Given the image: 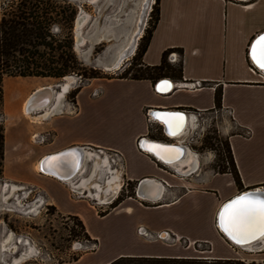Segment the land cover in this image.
<instances>
[{
    "label": "crops",
    "instance_id": "0c3cea01",
    "mask_svg": "<svg viewBox=\"0 0 264 264\" xmlns=\"http://www.w3.org/2000/svg\"><path fill=\"white\" fill-rule=\"evenodd\" d=\"M158 10V21L141 65L158 66L163 53L168 54L166 62L173 65L169 54L181 50V74H166L156 79H93L79 89L73 108L65 102L58 112L50 113L39 122L31 119L28 122L21 106L27 95L43 85L38 86L36 80L25 77L23 87L15 91L8 88L6 92V85L14 82L3 80L2 104L6 107L10 103L15 114L13 124L7 129L3 127V182L18 189L21 185L40 192L45 203L57 213L81 221L91 238L100 235L90 233L88 218L97 221L115 218L108 233L116 242L107 251L98 243L95 252L82 254L71 264H109L121 257L188 259L193 256L191 251L195 252L193 246L200 243L208 248L209 259L235 258L240 252L233 248L235 244L228 245L218 230L217 212L238 193L264 186V71L249 57L255 37L264 33V0H159ZM122 68L123 65L119 70ZM183 81L200 83V86L186 89L174 85ZM168 83L173 85L170 91H159L161 85ZM94 90L99 94L92 97ZM219 110L230 111L226 116L231 125L225 124L223 128L220 125L218 132L231 151L238 184L229 172L219 173L207 167L210 154L199 156L192 149L191 139L183 134L186 127L183 135L168 139L156 133L158 124L149 116V111L183 112L191 126V112L203 114ZM12 127L13 140L8 135ZM246 131L248 135L244 134ZM39 134L49 138L43 144L38 143ZM141 138L186 146L199 156H194L195 167L183 174L186 166L178 172L163 165L138 148ZM71 147L84 148V163L92 162L87 179L82 176L84 163L82 170L65 182L39 171L38 162L45 156ZM113 153L120 156L122 170L113 166L114 159L110 156ZM106 159L116 173L109 171ZM101 161L106 164L103 167L108 177H117L119 186L121 181L134 183L137 191L142 181L153 182L158 194L156 200L139 198L135 191V198L121 200L107 214L96 216L88 203L92 200L100 204L105 198L87 196L85 188L90 186L97 191L98 185L89 179L100 170ZM65 177L59 173V178ZM149 186L145 187L147 197H151L147 194ZM71 193L81 195L80 199H71ZM140 230H145L149 239L140 237ZM183 239L185 246L180 244ZM4 247L3 244L4 252L0 255L9 249ZM254 247L260 249L256 251L258 255L264 256V241ZM10 260L4 264H10Z\"/></svg>",
    "mask_w": 264,
    "mask_h": 264
},
{
    "label": "rangeland",
    "instance_id": "374dc122",
    "mask_svg": "<svg viewBox=\"0 0 264 264\" xmlns=\"http://www.w3.org/2000/svg\"><path fill=\"white\" fill-rule=\"evenodd\" d=\"M143 1L97 0L95 3H90L86 0H49V2L47 0H0V29L7 26V24L3 26V21L8 23L9 20L17 15L27 17L30 12L37 13L39 20L46 27L50 36L46 38V41L51 44V49L50 47H37V52L42 56V59L36 55L34 56L35 60L58 68L67 57L73 55L78 64L77 69H70L63 77H30L37 81L38 86L51 87L56 93H59L61 86L67 83L66 78L70 79L58 104L55 107L49 108V110L47 109L45 112L35 114L36 117L40 116L38 117V122L42 121L50 113L58 112L65 105V102L69 103L70 106H74L76 104L75 96L77 94L75 92L87 86L93 79L121 77L125 74L123 72L124 70L127 71L126 77L142 73L145 74L144 68L138 65L137 58H133L137 49L131 59L123 64L121 70L113 72L105 69V67L112 63L117 50L127 43L129 35H132V32L135 30ZM153 9L154 5H150L142 37L152 27V18H154ZM80 14L83 20L77 25L76 20ZM30 19L28 18L25 21H30ZM19 21H22V19H19ZM77 36L80 38L78 43L76 40ZM141 38L138 41L137 48L142 43ZM26 48L29 51L32 50L30 47L26 46ZM171 52H175L177 56L179 55L181 57V52ZM167 56L168 54L165 56V62L167 61ZM22 58L23 56L13 53V58H9L8 60L9 65L14 67V63L10 61L11 59L16 62L15 69L19 70L17 67H22L19 62ZM31 58L33 59V57ZM4 61L5 59L1 58L0 69L2 71L4 70ZM179 63L180 59L175 64L169 65L177 70L179 69ZM12 67L10 68L11 70H13ZM163 71L165 74H172L165 70ZM174 72L175 74L177 73V71ZM3 80L14 82L6 85V92L8 88H10V91H15V89H20L25 85L23 77L1 75L0 96L2 94V98L4 94ZM30 90L32 88L27 89L25 94ZM14 115L12 105L9 103L5 107L2 104V99H0V129H3V127L7 129L9 125H12ZM26 120L30 122V119ZM230 122V118L226 116L225 112L223 113L220 110L205 112L201 114L195 126L190 127L187 125V129L184 132V135L191 139V147L193 150L201 156L210 154L211 161L207 167L212 168V170L218 171L228 167L227 141L223 136L221 137L219 135L218 131L220 125L222 128L225 124L230 126ZM152 126L151 129L153 128L152 130H154L155 125ZM156 127V133H160L163 136L164 134L158 128L159 126L156 125ZM8 135L12 140L15 138L13 127L8 130ZM164 137L166 138L165 135ZM37 138L39 139L37 142L43 144L49 137L46 134H39ZM191 153L196 158L199 157L193 151ZM97 161L99 162L100 159ZM110 164L107 161L109 171L116 173L112 170L113 167ZM103 166H106V164L104 165V162L101 161L100 170L96 171L95 175L89 179L91 183L98 185L97 191L89 186V188H85L87 190V196H97V198L107 197L108 193L105 192V184L109 173L105 171V167ZM91 168L92 162L86 161L82 175L84 178H88ZM2 177L3 173L0 171V253L4 252L1 250L3 244L9 249L3 255H0V264L7 263L12 257L18 254L21 255L23 252L29 250H32V254L21 259L17 264H71L74 261L73 259H77L82 254L95 252L98 243H101L102 249L107 251L110 244L116 242V239L112 238L108 233V230L111 229L112 223L114 222V216L98 221L94 218H88L90 233L99 234L100 237L91 238L87 234L88 237L86 238L78 227L77 220L72 218V216L57 213L55 208L45 203L42 199L43 195L40 192L29 187H22L21 185H19V189L12 185H7L8 183L5 184ZM114 187H118V189L109 203L114 198L112 203L117 205L121 200L136 197V184L134 183L128 184L121 181L120 186L118 183ZM88 189H90L92 195H89L91 193L88 192ZM94 193L97 194L94 195ZM80 196L73 193L70 195L73 200H79ZM85 200L89 199L86 198ZM112 203L102 204L100 207L96 206L95 202L90 200L88 204L93 208L91 212L100 217L113 209L111 208ZM85 209L89 210L90 208L86 207ZM5 233L6 236L4 237ZM184 242L185 240L183 239L180 244L185 246ZM233 248L238 249L240 252L239 256L229 259L237 260L241 264H264V256L256 253V251L260 250L257 247L252 246L251 249ZM192 250H195V252L191 251V255L193 256L188 259L217 260L209 259L210 255L206 254L208 248L203 246V244L199 246L197 244L194 245Z\"/></svg>",
    "mask_w": 264,
    "mask_h": 264
},
{
    "label": "trees",
    "instance_id": "16d2710c",
    "mask_svg": "<svg viewBox=\"0 0 264 264\" xmlns=\"http://www.w3.org/2000/svg\"><path fill=\"white\" fill-rule=\"evenodd\" d=\"M49 2V0H47ZM158 2L159 0H155L154 2V9L152 12L154 13V18H152V27L150 30L146 32V35H144L141 38V44H139V47L137 48L136 54L133 56V58H137V61L139 62L138 65L142 68H144L145 74H137L133 75L131 77H126L127 71L124 70L125 74L121 76V78H132V79H156L158 77H164L166 74L163 70L172 73V75L181 74V64L179 65V69L175 70L173 69L169 64L165 62V56L166 53H163L161 63L158 66L153 67H147L141 65V58L143 53L146 50L147 44L149 42V39L151 37V33L154 29L155 24L158 21ZM28 18H31L30 21H25ZM19 19H22V21H19ZM25 22H24V21ZM71 20V19H70ZM45 21V20H44ZM3 26L7 24L6 27H2L0 29V62L1 58H4V70L0 69V74L11 76V77H63L68 73L70 69H77V61L73 55H70V57H67L63 64H61L58 68L57 67H51L47 64H44L43 62H39L38 60L34 59V56H39L40 59H42V56L38 54L37 47H43L51 49V44L46 41V38L50 37L49 33L46 29V27L43 25V22L39 20V17L37 13L30 12L27 17H22V15H17L13 19L9 20L8 23L6 21H3ZM30 47L32 50L29 51V49L26 48ZM69 48V46H68ZM170 51V50H169ZM181 52V50H179ZM13 53H17L19 56H23L22 59L19 60L22 67L18 66L17 68L19 70H16V62L10 61L14 63V67L9 65V58H13ZM33 57V59L31 57ZM132 58V59H133ZM13 68L11 70L10 68ZM174 71H177L175 74ZM0 75V77H1ZM78 92V91H77ZM75 92V94L77 93ZM0 99H2V94L0 96ZM218 106V105H217ZM3 129H0V171L2 170V151H3ZM227 152H228V167L223 168L221 170H218L219 173H230L233 176V179L238 184L239 179L237 177V173L235 172V164L233 161V157L231 155V151L229 149V146L227 144ZM111 208H114L116 205L114 203L111 204ZM103 216V215H102ZM75 220H77L78 227L81 229L82 233L88 237L86 230L76 217H72ZM74 261L77 259H73ZM241 264V262L237 260L232 259H224V260H200V259H168V258H117L113 261H111L109 264Z\"/></svg>",
    "mask_w": 264,
    "mask_h": 264
},
{
    "label": "bare ground",
    "instance_id": "6f19581e",
    "mask_svg": "<svg viewBox=\"0 0 264 264\" xmlns=\"http://www.w3.org/2000/svg\"><path fill=\"white\" fill-rule=\"evenodd\" d=\"M90 3H95L97 0H86ZM145 2V0L143 1V3ZM142 3V4H143ZM151 5H152V0H151ZM140 14V13H139ZM138 14V16H139ZM78 22H77V25H79L80 21H82L83 19L81 18V14L78 16ZM139 19V18H138ZM139 21V20H138ZM138 21L136 23V28L135 30L132 32V35L137 31V25H138ZM79 36H77V43L79 41ZM126 45V44H125ZM125 45H123L120 49H122L123 47H125ZM119 49V50H120ZM117 50V52L119 51ZM116 52V53H117ZM105 69L108 71L109 70V66L105 67ZM253 70V69H252ZM111 71V70H110ZM114 71V70H112ZM66 82L65 84H63V86H61V91L59 93H56L53 91V89L51 87H38L33 93H30L23 101L22 103V106H21V111H22V114L27 118V119H31L32 122L38 120V117L35 116V114H37L38 112H45L47 109L49 110V108L51 107H55L58 102H59V99L60 97L62 96V93L66 90L67 86H68V83L70 81L69 78H66ZM167 86V88L165 89L164 87ZM170 90V85L169 83L167 85H161L159 87V91L161 92H166ZM34 114V115H33ZM35 116V117H34ZM155 122V121H154ZM161 128L162 126L163 127H166L164 123H159V121L156 122ZM187 119H186V115H182L181 114V120L179 121V126L180 130H173V134L172 135H167L166 138H169V139H174L175 137H180V135L184 132L185 130V127L187 129ZM186 131V130H185ZM184 134V133H183ZM182 134V135H183ZM170 144V143H169ZM153 145H158V144H153ZM152 144H149V143H144L142 144L143 148H145L146 150H148L151 146H153ZM174 145V144H173ZM162 146V145H161ZM165 147V146H163ZM167 149H170L171 151L168 153L167 157L164 158V159H161L159 158L157 155L155 154H150L152 156H156L157 159L161 160V163L162 161L165 162L166 164H168L169 166L173 167V168H176V170H178L179 172V169L180 167L182 166H186V171H189L190 168H191V165H195L193 163L194 161V154L191 153V151L189 150H186L185 148L184 149H181V150H177L175 147H165ZM180 148V147H179ZM149 151V150H148ZM151 153H153V151H149ZM82 155L80 158V161L78 162V157H77V153L76 152H71L69 153V158H70V161L72 162V164L74 166L77 167L76 169V173L75 175H77L81 170H82V167H83V163L85 161V154L83 152H81ZM198 156V155H197ZM73 157V158H72ZM155 158V157H154ZM181 158V159H180ZM160 162V161H159ZM164 165V163H162ZM37 168L39 169L40 172H42L41 170L45 168V173L46 174H53L55 176H58L59 177V173L66 175V177L63 179V180H67V181H70L71 179H68L69 176L66 174V169H67V165L66 166H60V165H53V164H48V163H43L41 162V160L38 162V166ZM184 173V172H183ZM50 175V176H51ZM63 178V177H61ZM60 178V179H61ZM107 187H106V190L105 192H108L110 189V192L108 193L107 197H105V199L103 200V202H101L102 204H106L107 202H109L112 197H114V195L116 194V191L117 189L113 188L116 184H117V177L115 176H110L107 178ZM146 185H150L149 186V189L147 191V194L150 195L151 197H147L145 195V189L147 188ZM146 187V188H145ZM155 184L153 182H150L149 180H144L142 181L141 185L138 187L137 189V197L139 198H145L148 200L149 198H151L152 200H156V195L157 192L155 191ZM9 188V187H7ZM158 188V187H157ZM248 190H253V191H264V186L262 187H259V188H253V189H248ZM244 191H247V190H244ZM243 191V192H244ZM97 193H95L94 195H96ZM110 195V197H108ZM239 195V193L237 194ZM144 196V197H143ZM97 197V196H96ZM3 200V199H2ZM221 207V206H220ZM220 209V208H219ZM219 211V210H218ZM218 213V212H217ZM216 219H217V215H216ZM260 226V227H259ZM258 227V228H257ZM260 222L258 221L257 222V226H256V229H254L253 231L249 232L246 234V237H249V235H251V237H253L254 235H256L257 233H259V231H264L262 230L264 227H262ZM261 228V229H260ZM218 230L220 231V229L218 228ZM223 232V231H222ZM221 233V232H220ZM222 234V233H221ZM223 236L225 237V239L227 240L228 244L231 245L232 244V241H234L233 239L229 238L227 235H225V232H223ZM229 239V240H228ZM242 240H240L241 242H245V241H249L248 238H241ZM232 240V241H230ZM262 241H264V235H262L257 241H255L254 244H250L248 246H237L235 245L236 247L238 248H241V249H247V248H250L252 246H255V245H261L262 244ZM235 242V241H234ZM6 248V247H4ZM3 251V250H2ZM32 254V250H29V251H25L23 252L19 258H14L12 259L11 263L10 264H17L21 259H24L26 257H28L29 255Z\"/></svg>",
    "mask_w": 264,
    "mask_h": 264
},
{
    "label": "water",
    "instance_id": "95a60500",
    "mask_svg": "<svg viewBox=\"0 0 264 264\" xmlns=\"http://www.w3.org/2000/svg\"><path fill=\"white\" fill-rule=\"evenodd\" d=\"M150 5H151V0H145V2L142 4L141 10H140V14H139V21H138V25H137V31L133 35H129V38L127 40V43H126L125 47L120 49L115 54L112 63L110 65H108L109 66V70L108 71H110V70L111 71L112 70L118 71L122 67L123 63L127 62V60L134 55V53H135V51L137 49L138 41L142 37L143 31H144L145 26H146V21H147V16H148V11L150 9ZM77 22H78V19L76 20V23ZM261 36H264V33H262V34L258 35L257 37H255V39H254V41L252 43V46L257 42V40ZM251 52H250V56L249 57H250L252 63L257 68H259L253 62L252 56H251ZM261 71H264V70H261ZM162 81H168V80H162ZM172 87H173V85L170 84V90H171ZM170 90H168V91H170ZM149 112H150L149 116L151 117V119H153L156 122L159 121V123H164L163 122V118H167V117H165V114H172V116H179L180 118H181V114L185 115V114H183V112H176V111L175 112L174 111H149ZM158 117H161V118L158 119ZM165 126L166 127L162 126V130H163V133H164V135L166 137H167V135L168 136L172 135L173 134V130H175V129L177 130L178 128H180L179 125H178V127L173 125V127L171 129L166 124H165ZM178 130H180V129H178ZM170 131H171V134H170ZM143 142L144 143H149V144H152V145L153 144H158V145H162V146H165V147H175L177 150H181V149H184V148L187 150L186 146H183V145L180 146V145H173V144H165V143H160V142H156V141L147 140L145 138L139 139L138 148L141 151H144V152H146L148 154H153V153H151L148 150H146L145 148H143V146H142ZM83 151L85 152L84 148L71 147V148L65 149V150H63V151H61V152H59L57 154L47 155L41 160V162L48 163V164L50 163V164H53V165H60V166H63V165L66 166L67 165V169H66L67 173L66 174L69 176L68 179H71L75 175L77 167L72 164V162L70 161V158H69L68 155L71 152H76L77 153V157H78V162H79L80 161L79 157H81V155H82L81 152H83ZM153 157H155V159H157L156 156H153ZM157 160L161 162V160H159V159H157ZM162 163H164V165L167 166V167H171V166H169L168 164H166L163 161H162ZM193 166L194 165H191V168H193ZM44 170H45V168L41 170L42 171L41 173L46 174ZM187 172H189V171H186L183 174H187ZM47 175H51V174H47ZM51 176L56 178L59 181H64L65 182V180H62V179H60L59 177H57V176H55L53 174ZM240 196H248V197H251L253 199H264V191L247 190V191H244V192H240L239 195H236V196L232 197L231 199L227 200L226 202H224L221 205V207H220V209H219V211L217 213L216 225L220 229V232L222 234H223L224 231L222 232V229L220 227V214L224 210L225 205L229 204L231 201L235 200L236 198H238ZM262 230H264V228ZM225 235H227V234L225 233ZM262 235H264V231L260 230L259 233H257L253 237H251V235H249V237H246V236L244 237V238H248L249 241H245V242H241L240 241L239 243L234 242L232 240H230V241H232V243L237 245V246H248L250 244H254L255 241H257Z\"/></svg>",
    "mask_w": 264,
    "mask_h": 264
},
{
    "label": "snow or ice",
    "instance_id": "6c2138e0",
    "mask_svg": "<svg viewBox=\"0 0 264 264\" xmlns=\"http://www.w3.org/2000/svg\"><path fill=\"white\" fill-rule=\"evenodd\" d=\"M253 62L264 70V36L259 37L257 42L252 46L251 52ZM163 122L171 129L173 125H179L181 118L165 114ZM161 117H158L160 119ZM171 134V131H170ZM159 158L164 159L171 151L161 145H153L149 149ZM264 227V199H253L248 196H240L229 204L225 205L224 210L220 214V227L229 238L239 243L241 238L247 233L253 231L257 222Z\"/></svg>",
    "mask_w": 264,
    "mask_h": 264
},
{
    "label": "built area",
    "instance_id": "2783aa9c",
    "mask_svg": "<svg viewBox=\"0 0 264 264\" xmlns=\"http://www.w3.org/2000/svg\"><path fill=\"white\" fill-rule=\"evenodd\" d=\"M153 3H152V6L154 5V2H155V0H153L152 1ZM152 8V7H151ZM151 12V11H150ZM149 12V13H150ZM169 57H171L170 58V60H169V62H173V63H176L177 62V60H179L180 59V56L178 55H176V53L175 52H171L170 54H169ZM251 72H252V69L250 70ZM174 85H176L177 87H181V88H186V89H195V88H198L199 86H200V83H187V82H185V81H183L182 83H179V85H177V84H174ZM99 94V91L98 90H94L92 93H91V96L92 97H95V96H97ZM72 108H73V106H71ZM189 114V113H188ZM190 114H192V116H193V122H192V124H191V126L190 127H192V126H195L197 123H198V120H199V118L201 117V113H198V112H191ZM225 114L226 115H230V111H228V112H226L225 111ZM149 120H151L150 118H148ZM245 135H248L249 133H248V131H246L245 133H244ZM198 154V153H197ZM199 156H201L200 154H198ZM110 156H113V159H114V161H113V166L114 167H118V169H121L122 170V168H123V162L121 161V158H120V156L119 155H117L116 153H113V154H111ZM95 205L96 206H102V204H99V203H96L95 202ZM139 236L140 237H142V238H144V239H149V234L145 231V230H140L139 231ZM185 243V242H184ZM201 244H203V246H204V243H200V245Z\"/></svg>",
    "mask_w": 264,
    "mask_h": 264
}]
</instances>
